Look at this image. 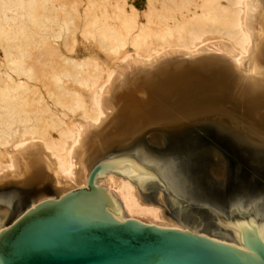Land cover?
<instances>
[{
	"label": "bare ground",
	"instance_id": "6f19581e",
	"mask_svg": "<svg viewBox=\"0 0 264 264\" xmlns=\"http://www.w3.org/2000/svg\"><path fill=\"white\" fill-rule=\"evenodd\" d=\"M145 2L0 0V191L22 211L85 187L98 145L204 99L264 127V0ZM98 184L131 218L183 229L162 192L152 205L114 173Z\"/></svg>",
	"mask_w": 264,
	"mask_h": 264
},
{
	"label": "water",
	"instance_id": "95a60500",
	"mask_svg": "<svg viewBox=\"0 0 264 264\" xmlns=\"http://www.w3.org/2000/svg\"><path fill=\"white\" fill-rule=\"evenodd\" d=\"M86 172L85 187L12 206L0 264H264V127L218 97L98 145ZM107 173L144 204L162 191L183 229L131 218Z\"/></svg>",
	"mask_w": 264,
	"mask_h": 264
},
{
	"label": "rangeland",
	"instance_id": "374dc122",
	"mask_svg": "<svg viewBox=\"0 0 264 264\" xmlns=\"http://www.w3.org/2000/svg\"><path fill=\"white\" fill-rule=\"evenodd\" d=\"M132 3L139 10V12L143 11L146 7L145 0H132ZM86 47H89L94 52H98L101 56L103 54L102 51L97 50V48L95 47L94 43L91 40L86 41L84 38L77 36V39L73 44V50L76 52H83V50H85ZM9 194L12 193L8 191L7 192L0 191V214L7 212L8 209H10L11 211L13 205H15V208L18 212H20L19 210L23 209V207L21 208V206L19 205L20 203L19 197L11 196ZM165 210L167 213H169V215H171L166 201H165ZM6 220L7 222H10L12 220V213H9L8 217L6 216Z\"/></svg>",
	"mask_w": 264,
	"mask_h": 264
}]
</instances>
